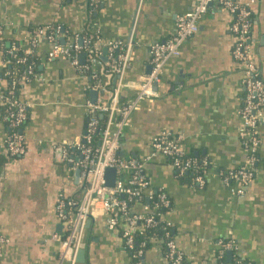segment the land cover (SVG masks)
Instances as JSON below:
<instances>
[{
    "label": "crops",
    "instance_id": "crops-1",
    "mask_svg": "<svg viewBox=\"0 0 264 264\" xmlns=\"http://www.w3.org/2000/svg\"><path fill=\"white\" fill-rule=\"evenodd\" d=\"M252 12L251 50L264 80V0H236ZM93 3H97L94 5ZM196 0H0V24L7 45L14 43L37 56L36 75L23 84L19 99L28 104V119L20 132L26 152L0 167L1 264H59V243L54 235L66 231L58 217V199H79L83 182L76 168L62 160V143L82 139L87 124V102L93 83L106 89L109 100L117 84L115 73H106L109 49L101 45V62L92 70L77 68L64 57L49 59L53 43L41 38L31 41L38 28L60 25L61 44L83 34L98 33L102 43H131L124 80L129 87L122 98L134 96L137 84L151 69L150 46L167 40L176 19L189 11ZM233 15L213 3L199 20L198 32L188 37L179 56L168 60L157 85L159 97L143 100L131 115L120 140V155L144 160L152 153L151 139L161 131L184 136L187 154L204 157L210 164L203 188L183 182L170 160L156 155L145 164L154 189H163L171 207L163 219L172 224L177 247L188 264H217L219 239L232 240L237 255L246 264H264V120L259 127L261 145L250 184L234 195L218 171L242 166L247 153L241 143L240 110L245 95L242 71L232 51L235 35ZM103 49V50H102ZM82 66L88 64L85 55ZM6 63L0 46V71ZM87 71L90 73L88 74ZM98 78H93V74ZM0 80V91L6 90ZM10 129L0 116V145ZM148 202V201H146ZM135 211L142 213V204ZM76 264H132L123 247L121 229L109 230L104 215L92 216L83 230ZM164 242L153 238L145 264H167Z\"/></svg>",
    "mask_w": 264,
    "mask_h": 264
},
{
    "label": "built area",
    "instance_id": "built-area-1",
    "mask_svg": "<svg viewBox=\"0 0 264 264\" xmlns=\"http://www.w3.org/2000/svg\"><path fill=\"white\" fill-rule=\"evenodd\" d=\"M213 3L233 15L231 30L236 41L232 55L242 71V84L245 88L240 110L242 119L240 138L247 158L242 166L225 171L220 177L234 195L243 196V188L235 189L232 183H239L242 186L251 183L261 145L259 127L264 120V80L251 50L252 12L246 4L236 0H196L189 11L177 17L175 30L171 36L165 41L155 42L150 46L151 69L137 84L135 95L126 100L122 98V92L129 87L124 80V74L128 66L130 42L102 43L100 35L96 33L93 36L95 41L89 45V39H84L80 44L76 37L68 43L61 44L60 25L41 27L35 31L31 41L32 46L41 38H45L53 43V47L47 53L49 59L64 57L77 68L85 67L87 70H92L96 64H102L101 45L107 47L109 54L105 72L115 73L118 77L109 100L102 99L101 95L106 92L104 86L99 83L93 84L99 96L95 102H87V124L82 139L74 143H62L58 147L62 153V160L80 170L83 182L79 199L57 201L58 217L65 223L67 229L65 234L53 236V239L59 243V264H76L85 224L97 213L105 216L109 230L121 229L123 247L131 255L132 264H145L143 257L146 251L145 241L136 244L133 230L153 227L159 221L164 224L162 229L167 264H187L183 252L177 247L174 237L170 234L172 224L163 219V213H159V209L167 210L171 207V199L163 189L152 188L145 173V164L156 155L169 158L179 175L196 168V159L188 156L184 150V136L161 131L151 139V155L142 161L122 156L119 150L121 137L129 125L131 115L143 100L159 97L157 85L161 81L166 63L169 59L179 56L184 41L198 32L199 20L209 11ZM3 36L4 30L0 24V39ZM16 51V47L12 46L9 53L15 55ZM114 51H119V54L115 55ZM26 53L33 52L26 51ZM82 53H86L88 60V64L84 66L79 61ZM20 61L24 62V59ZM93 78H98V75L94 73ZM29 81L24 74L20 79H14L12 83L15 85L18 82L23 86ZM0 107H5V112L0 116L10 129L4 145H0V153L22 156L26 152V145L20 129L28 119V104L13 96V90H9L7 94L2 90ZM202 162L204 166H208V170L197 173L192 178V186L197 188L205 186V177L211 167L206 159ZM109 168L116 172L112 186L106 183V170ZM136 204H142V213L135 211ZM7 243L8 239L0 235V264L3 246ZM217 246L218 258L226 252L238 251L237 245L232 240L219 239Z\"/></svg>",
    "mask_w": 264,
    "mask_h": 264
},
{
    "label": "trees",
    "instance_id": "trees-1",
    "mask_svg": "<svg viewBox=\"0 0 264 264\" xmlns=\"http://www.w3.org/2000/svg\"><path fill=\"white\" fill-rule=\"evenodd\" d=\"M94 5H96L97 3H93ZM48 27V26H46ZM56 27V26H55ZM62 32V30H61ZM85 36V39H89V44H92L95 39L93 37V34H89V33H85L83 34ZM0 46L3 47L4 51H5V59H6V63L3 67V69L0 71V77H2L3 80L6 81L7 84V88L6 90H3L5 92V94L8 93L9 90H13V96L17 97L19 99V90L21 88V84H19L18 82L13 85V80L16 79H20L21 77L24 76V74L27 75V77L29 78V80L33 79L36 75V63H37V56L34 55V53L28 54L26 53V51L20 49L19 47H17L14 43H10V45H7L5 40L0 41ZM12 46H15L17 51L15 55H11L9 53L10 49L12 48ZM101 50V49H100ZM103 50V49H102ZM114 54L117 55L119 54V51H114ZM86 55V53H85ZM24 59V62H21L20 60ZM9 60V62H7ZM30 71V72H28ZM27 72V73H25ZM90 72V71H89ZM88 71L87 73L90 74ZM99 83V80L97 79L93 84H97ZM20 100V99H19ZM5 112V107H0V114H3ZM188 156H191L193 158L196 159L197 161V167L190 170L187 173H183L182 175H179L177 170V175L178 177L183 181L186 182L188 184H192V178L197 174V173H204L208 170V166H204L203 165V160L205 159L204 157H195L191 154H188ZM18 156H9L6 153H0V167L5 165L8 161L9 158L10 159H14L17 158ZM169 159V158H168ZM170 160V159H169ZM218 174H220V176H222L224 174V172L222 171H218ZM145 202V200H144ZM166 210L165 209H159V213H164ZM160 219V218H159ZM158 220V217H157ZM162 225L163 222H160L153 226V227H149V228H142V229H134L133 233L135 235V240H136V244L139 245L141 242L145 241L146 242V249L149 246L150 241L155 237V238H160L163 240L164 242V249L165 252L166 248H165V240L163 238V229H162ZM65 233H67V229L65 231ZM64 233V234H65ZM170 234L173 236V232L172 229H170ZM226 254V253H225ZM225 254L222 257L218 258V263L217 264H229V263H234V264H246V261H244L243 259H241L240 257H238L237 255H234L232 257V259L230 261H227ZM188 264V263H187Z\"/></svg>",
    "mask_w": 264,
    "mask_h": 264
},
{
    "label": "water",
    "instance_id": "water-1",
    "mask_svg": "<svg viewBox=\"0 0 264 264\" xmlns=\"http://www.w3.org/2000/svg\"><path fill=\"white\" fill-rule=\"evenodd\" d=\"M79 43L81 44V39L79 40ZM84 57H85V53H82V54L80 55V58L83 60ZM92 93H97V90H93ZM93 102H95V101H93ZM58 151L61 152L60 149H58ZM122 156H124V155L122 154ZM76 171H77L78 173H80V170H79V169H76ZM115 175H116V172H115L114 169L109 168V169L106 170V179H107V180H106V183H107L108 185H110V186L113 185V182H114V179H115ZM89 222H90V220H88V221L86 222V225H88ZM231 255H232V253H231V252H228V257H231Z\"/></svg>",
    "mask_w": 264,
    "mask_h": 264
}]
</instances>
